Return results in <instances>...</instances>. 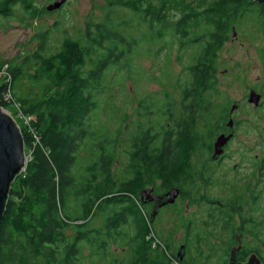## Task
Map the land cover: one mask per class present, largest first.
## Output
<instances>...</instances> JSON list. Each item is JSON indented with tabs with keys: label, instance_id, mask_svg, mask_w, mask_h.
Here are the masks:
<instances>
[{
	"label": "trees",
	"instance_id": "obj_1",
	"mask_svg": "<svg viewBox=\"0 0 264 264\" xmlns=\"http://www.w3.org/2000/svg\"><path fill=\"white\" fill-rule=\"evenodd\" d=\"M15 2L0 0V15L9 16ZM106 4L104 16L88 26L84 39L66 38L58 51L46 55L40 35L31 56L8 65L13 97L22 112L34 118L39 143L34 145L31 134L20 126L25 150L32 148V153L11 185L0 224V264H34V259L41 264H83L84 248L90 249L88 258L95 264H173L160 248L152 251L151 224L136 193L159 179L161 188L178 186L184 197L186 186L194 181L191 159L202 145L201 137L208 136L209 144L224 119L212 122L207 110V93H218V53L242 15L260 21L264 35V5L253 0H211L202 9L181 0ZM253 5L258 7L256 15L249 13ZM23 7L33 20L44 13L26 0ZM114 7L130 11L133 19L123 14L116 21ZM172 9L180 12L177 19L169 15ZM168 34L176 38L180 51L190 49L186 78L182 87L178 85V114H172L170 101H140L139 107L151 118L147 126H136L130 140L131 176L114 180L111 169L123 137L120 129L108 133L97 123L103 97L111 86L122 87L119 72H130L142 40L162 41ZM0 104L12 113L1 95ZM200 124L210 131L197 137ZM83 152L88 163L82 167ZM71 201L81 209L76 216ZM239 203L230 204L238 209ZM222 208L219 220L227 229L231 219ZM99 216L100 226H91ZM67 230L74 236L66 235ZM112 245L127 256H114ZM246 255L242 252L240 259Z\"/></svg>",
	"mask_w": 264,
	"mask_h": 264
},
{
	"label": "rangeland",
	"instance_id": "obj_2",
	"mask_svg": "<svg viewBox=\"0 0 264 264\" xmlns=\"http://www.w3.org/2000/svg\"><path fill=\"white\" fill-rule=\"evenodd\" d=\"M23 1L16 0L9 16L0 15V65H9L13 60L21 63L31 56L39 46L40 35L44 36L43 53L46 55L58 51L66 38L84 39L88 26L99 23L107 11L106 0H68L52 13L47 12L46 7L54 0H26L44 11L40 18L33 20L24 9ZM181 1L202 9L211 0ZM141 2L158 4L160 0ZM111 10L116 21L123 14L127 18L132 16L123 8ZM257 11L256 5L249 7V13L256 15ZM169 15L177 19L180 12L172 9ZM142 29L146 31L145 26ZM234 31L235 35L232 30L217 56L218 93L206 95L209 117L215 120L212 122H220L224 113L228 115L230 109L237 106L231 114L235 126L229 130L234 137L226 147L225 156L217 163L210 157L212 142L219 131L212 133L209 144L208 136L201 137L202 145L197 146L191 159L193 184L186 186L184 197H179L173 207L163 211L157 224L151 225L152 233L156 235H151L152 249L160 247L171 257L170 251L176 253L181 244L185 245V259L180 264H224L227 249L237 242L247 254L258 253L264 263V35L260 21L246 15L236 20ZM168 35L162 41L142 40L130 72H119L122 87L111 86L103 97L97 123L108 133L120 129L123 137L111 169L114 180L122 181L131 176L127 154L130 140L136 133V126H147L151 118L139 107L140 101L149 98L151 101L163 100V103L170 101L172 114H178V85L182 87L185 81L184 70L190 49L186 53L180 51L176 38ZM251 89L261 96L257 107L248 102ZM14 112L12 108L11 114ZM224 121L221 124H225ZM209 131L200 124L195 136H205ZM82 159L83 167L88 163L86 152L82 153ZM253 187L259 193L257 201H251L249 197ZM227 200L234 203L238 200L240 206L230 215L228 228L223 229L219 216L222 204ZM136 201L140 202V191L136 193ZM70 205L74 210L72 216L81 212L74 201ZM102 219L96 217L91 226H100ZM66 235L73 237L74 232L67 230ZM89 252V248L83 249V264H95L88 258ZM111 252L116 257L127 256L125 250L114 245ZM33 263L41 264L42 260L34 259ZM172 263L177 264L173 258Z\"/></svg>",
	"mask_w": 264,
	"mask_h": 264
},
{
	"label": "water",
	"instance_id": "obj_3",
	"mask_svg": "<svg viewBox=\"0 0 264 264\" xmlns=\"http://www.w3.org/2000/svg\"><path fill=\"white\" fill-rule=\"evenodd\" d=\"M68 0H54L47 5V12H56ZM259 4L264 5V0H253ZM233 35H235L234 28ZM261 96L253 89L249 91L248 102L254 106L259 105ZM237 106H233L230 110L232 113ZM233 121L230 120L227 124L232 128ZM232 138V134L225 136L219 135L213 143L212 159L216 160L223 154V147ZM26 150L25 142L21 129L17 125L14 117L4 109L0 104V224L5 212L7 200L10 195V189L13 182L23 173L26 167ZM153 189H143L140 192V201L143 203L153 202L155 206L162 207L167 204H173L179 196L180 190L178 188H171L162 196L152 194ZM154 213L151 216L150 223L153 221ZM238 247H231L229 261L227 264H234L236 251ZM180 259L183 256V249L178 252ZM236 264H264L261 258L256 253H251L247 256L244 263Z\"/></svg>",
	"mask_w": 264,
	"mask_h": 264
},
{
	"label": "flooded vegetation",
	"instance_id": "obj_4",
	"mask_svg": "<svg viewBox=\"0 0 264 264\" xmlns=\"http://www.w3.org/2000/svg\"><path fill=\"white\" fill-rule=\"evenodd\" d=\"M255 91V90H254ZM231 110V109H230ZM227 114V113H226ZM231 114L232 113H228V115H225V113H224V119H222L221 120V122H223L224 120L226 121V123L225 124H223L222 123V125L221 126H219V128L216 130V132H218L219 134H218V136L219 135H221V134H224L225 136H227V135H230V134H232V138L228 141V143L223 147V154L221 155V156H219L216 160H214V159H212V155H213V152H214V150H213V143L215 142V140L212 142V145H211V150H212V154H211V157H210V159H211V161L213 162V163H217V162H219V161H221L222 159H223V157L225 156V151H226V147H227V145L230 143V141L233 139V137H234V134L232 133V132H229V130H231L234 126H235V123H234V120H233V118L231 117ZM230 120H232L233 121V125H232V128H230V127H228L227 126V124L229 123V121ZM224 121V122H225ZM217 138V137H216ZM215 138V139H216ZM261 168L262 167H260L259 168V170H260V173H261ZM161 186H162V182H161V180H156V182L153 184V185H148V186H146L145 188H143V189H153V192H152V194H154V195H158V196H162V195H164L166 192H168L171 188H178L179 190H180V193H179V196L177 197V199L181 196V188L180 187H178V186H171V187H169V188H167V189H164V188H161ZM142 189V190H143ZM141 190V191H142ZM140 191V192H141ZM258 196H259V193L257 192V191H255V187H253L252 188V191H251V194H250V200L251 201H257L258 200ZM177 199L175 200V202L173 203V204H167V205H165V206H162V207H157V206H155V203H153V202H147V203H143V202H141L140 201V203L142 204V210H143V213L144 214H146L147 216H148V218H149V221L151 220V216H152V214L154 213V218H153V221L150 223L151 225L153 224H157V219L160 217V215H162V213H163V211H165V210H167V209H169V208H171V207H173L176 203H177ZM232 201V200H231ZM238 201V200H237ZM231 202L230 201H228L227 200V202L226 203H223L222 204V209L224 210V212H226L225 214H226V216H227V218H230V215H233V213L236 211V210H238V209H236V208H234L231 204H230ZM146 210H148L147 212H146ZM235 214H237V213H235ZM230 223V222H229ZM152 230V229H151ZM188 230H186V232H187ZM153 234V233H152ZM155 237H156V235L155 234H153ZM231 247H238L239 249L236 251V255H235V261H234V264H236V263H239V262H241V263H244L245 261H246V258H247V256L249 255V254H247L246 256H245V258L244 259H240V254L242 253V252H244L243 250H241V245H240V243L239 242H237L235 245H230L229 246V248L227 249V253H226V257H225V260L223 261V263L224 264H227L228 263V261H229V256H230V249H231ZM157 248H160V247H155L154 249H152V251L154 252ZM180 249H183V256H182V258L180 259V257H179V255H178V252H179V250ZM171 252V254H170V256H171V258H175V259H177L179 262H183L184 261V259H185V252H186V247H185V245H183V244H181L180 246H179V249H178V251L175 253V252H172V251H170ZM251 253H256L255 251H253V252H251ZM250 253V254H251ZM257 255H258V253H256ZM259 256V255H258Z\"/></svg>",
	"mask_w": 264,
	"mask_h": 264
},
{
	"label": "built area",
	"instance_id": "obj_5",
	"mask_svg": "<svg viewBox=\"0 0 264 264\" xmlns=\"http://www.w3.org/2000/svg\"><path fill=\"white\" fill-rule=\"evenodd\" d=\"M0 89H1L0 90L1 101L11 105V107L14 109L15 111L14 115L11 114L10 112L9 113L14 117L19 128L20 126H24L26 130L31 134L34 145L38 144L39 136L37 135L33 127L34 118L32 116L25 115L22 112V109L19 103H17L13 97L12 75L10 74L8 65H0ZM31 153H32V148L28 152L26 151V161L27 162L31 159Z\"/></svg>",
	"mask_w": 264,
	"mask_h": 264
},
{
	"label": "bare ground",
	"instance_id": "obj_6",
	"mask_svg": "<svg viewBox=\"0 0 264 264\" xmlns=\"http://www.w3.org/2000/svg\"><path fill=\"white\" fill-rule=\"evenodd\" d=\"M218 137V136H217ZM152 238V237H151ZM166 249H167V247H166Z\"/></svg>",
	"mask_w": 264,
	"mask_h": 264
}]
</instances>
